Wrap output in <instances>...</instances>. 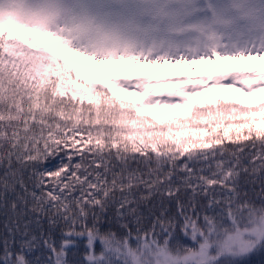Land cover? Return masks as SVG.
I'll list each match as a JSON object with an SVG mask.
<instances>
[{"label": "snow or ice", "instance_id": "1", "mask_svg": "<svg viewBox=\"0 0 264 264\" xmlns=\"http://www.w3.org/2000/svg\"><path fill=\"white\" fill-rule=\"evenodd\" d=\"M65 53L264 61V0H0V264H264V102L193 104L264 65L101 85Z\"/></svg>", "mask_w": 264, "mask_h": 264}, {"label": "rangeland", "instance_id": "2", "mask_svg": "<svg viewBox=\"0 0 264 264\" xmlns=\"http://www.w3.org/2000/svg\"><path fill=\"white\" fill-rule=\"evenodd\" d=\"M62 51V50H61ZM70 59L74 60L83 69L90 73L91 82L98 84H106L111 79H123L125 77H163V78H178V77H199L208 74H217L219 72L229 70L238 67H255L264 65V61L261 60H248V61H224L216 64L202 63L199 65H175V64H158V65H145V64H97L93 60H88L82 56H76L74 53H65ZM116 95L121 99L128 100L133 103L141 102L142 98L139 96L130 95L124 92H117ZM230 99L238 101L241 104L256 106L257 104L264 102V94H260L255 97H246L240 92L234 90L218 91L213 90L208 93H204L200 97L193 98V104L212 99ZM143 113L149 114L156 118H173L178 116H185L189 112L183 109H164L157 113L153 109H149Z\"/></svg>", "mask_w": 264, "mask_h": 264}, {"label": "trees", "instance_id": "3", "mask_svg": "<svg viewBox=\"0 0 264 264\" xmlns=\"http://www.w3.org/2000/svg\"><path fill=\"white\" fill-rule=\"evenodd\" d=\"M126 101V100H125ZM191 114V113H190ZM189 114V115H190ZM189 115H187V116H189ZM187 116H185V117H187ZM147 117H150V116H147ZM150 118H152V117H150ZM155 119V118H154ZM156 120H160V119H156ZM0 221H2V217H0ZM0 231H2V225H0Z\"/></svg>", "mask_w": 264, "mask_h": 264}]
</instances>
